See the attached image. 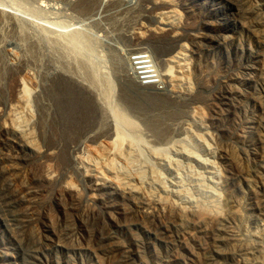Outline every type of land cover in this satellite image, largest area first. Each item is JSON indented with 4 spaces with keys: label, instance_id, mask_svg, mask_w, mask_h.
I'll return each mask as SVG.
<instances>
[{
    "label": "rangeland",
    "instance_id": "1",
    "mask_svg": "<svg viewBox=\"0 0 264 264\" xmlns=\"http://www.w3.org/2000/svg\"><path fill=\"white\" fill-rule=\"evenodd\" d=\"M108 1L0 0V95L13 91L4 67L27 63L16 81L31 77L39 146L56 150V181L49 182L45 160L24 157L16 136L0 131V264H264V0L221 4L228 16L215 28L236 31L244 49L230 57L206 42L210 35L188 0ZM161 12L180 17L174 39L186 48L191 91L155 86L133 93L123 84L126 58L152 49L163 68L179 50L169 33L152 31L167 29ZM78 35L93 42L84 43L81 57L72 48ZM158 42L162 54L154 50ZM248 61L256 70L250 84ZM106 105L136 125L124 129V152H136L130 166L115 159L142 191L134 197L110 180L93 183V173L76 167L81 152L113 141Z\"/></svg>",
    "mask_w": 264,
    "mask_h": 264
},
{
    "label": "bare ground",
    "instance_id": "2",
    "mask_svg": "<svg viewBox=\"0 0 264 264\" xmlns=\"http://www.w3.org/2000/svg\"><path fill=\"white\" fill-rule=\"evenodd\" d=\"M104 1L106 0H103V2ZM164 1L168 3V0H164ZM188 1L192 5L193 4L196 5L197 9L199 10L198 16L200 17V24H201L200 27H203L204 29H206L210 35V36L204 37L206 42H208L211 46H215L219 48L220 51L223 53V55L227 57H230L231 53L238 54L244 50L242 48V44L240 40L237 38L236 31H231L225 27L226 30H224L223 33L221 34L220 32L217 31V28H215L217 24H222L224 19L227 18L228 16L227 11L221 7V4L224 2H229L230 4H232L230 2L231 0H188ZM157 17L159 18L160 22L163 23L162 25L164 26V28H167V29L156 28L152 31L158 30L160 32L166 31V33H169V36L173 39L172 42L174 44L177 43L176 46L177 48H179V50L175 54H173V57L170 61L168 60L165 61L163 68L161 65L160 67L161 69H160L158 65L156 64L157 68L156 66L155 68L157 72V78L160 81L159 85H156V87L162 86V89L166 87V90H168V86H169L170 88H173L177 91L179 90L178 92L182 90L189 92L191 91L192 84L190 83L191 82L190 74L184 65L186 48L183 44H180V40L178 41L174 39V37H176V35L178 34L177 24L180 22L179 21L180 17L173 16V14H170V13L165 14L164 12L157 14ZM164 19H167V20L164 21ZM190 35L195 38L196 30L195 31L190 30ZM87 37H89V35L86 36V38L84 36L81 37L80 35H78L75 37V41L72 44V48L75 50H78L77 56L79 57L83 55L80 51L86 49V48L83 49V46L86 45L84 43H87V45L93 44L91 39L90 38L87 39ZM90 41L92 42L91 44H90ZM226 45H228V47H225ZM154 50L157 51L159 54H162L164 52V46L162 45L161 42L155 43ZM136 51H140V50H136ZM149 52L155 64L156 61H154V56H153L154 51H152L151 49V51ZM67 55L69 56L70 54L67 53ZM170 55H172V51L167 56H170ZM70 58L72 59L73 57H70ZM125 61H126L125 64L122 65V70L127 69L128 74H129L128 75L129 80L128 81L124 80V82L130 83L135 87L136 85H138L137 76H136L137 73L134 72V70L130 69L131 68L129 67L130 63L128 62L129 59L126 58ZM120 64L121 63L118 62V65ZM131 64L133 63L131 62ZM88 66L89 64L87 65L86 63L82 65V67L86 69L85 71L87 73V75H84V76H87L88 78L86 77L85 79L86 80L88 79L90 83L93 84L96 82L94 79L96 75L92 73V71L90 70L91 67L89 68ZM254 67L255 66L252 61L247 62L245 71H244V78L246 80L245 82L248 84L255 81L254 78H255L256 70L254 69ZM4 68H5L4 73L7 74L6 78L9 81V88L13 87V91L9 92L7 88H4L3 95H0V131L3 130L4 128H7L8 129L7 131L11 132L14 136H16L18 144H20V146L23 149L22 154L24 157L30 158L32 156H35L38 160H45L44 167L42 170L43 178H45L49 182H55L56 176L54 174L50 161L56 157V150L55 148H51L47 151H43L40 148L39 143H38V125L39 124H37V129L34 128V124H33L35 115H34V111L32 109L31 102H30V96H31L30 86L32 85V79L27 74H25L24 79L20 80L18 83L16 81V77L18 75L17 72L20 70H29V66L27 63H25L23 66H20V67H15V65H13V67H4ZM126 77L127 75L125 72L123 75V78L126 79ZM230 78L233 82L236 81L234 77L230 76ZM220 81L225 82L223 78L220 79ZM111 85L110 83L106 84V88L104 92L106 98L109 97L112 91ZM141 90L143 91L144 89H141ZM228 93H231V91L227 88L226 94ZM156 96H158V94L153 95V97H156ZM15 99H17L16 103L14 102ZM69 100H70L69 102L71 101L73 102L72 99L69 98ZM71 103H69V107H71L72 105ZM106 106H108V108L110 109V113H109L110 115H109V118L107 117L108 118L107 123L110 121L109 123L110 124V134L112 136L113 141L110 143V146L108 149L99 147V148L87 150L86 152H81L82 155L79 156L80 159L76 167L81 168L86 174L93 173L92 175L93 183H97L98 181L110 180L114 182L115 186L118 189L123 190L130 197H134L138 194H142V191L137 190L136 186L131 184L130 178H131L132 172L130 168L126 166H124L126 168H122V167L119 168L118 167L119 163L115 159L116 158H119L117 160L122 159L129 165V163L132 162V159L136 156V152H134L135 153L134 156H133V152L132 153L130 152L127 155L124 152L125 142L128 141L127 136L124 133V129L128 128V129L134 130L136 128L135 127L136 125H134L135 123L132 122L130 119H128V117L125 116L124 113H122L119 109L112 108V105H106ZM200 117L199 115H197L198 119H200ZM73 124H74V121L69 119L70 127H73ZM51 145L58 147L57 144H51ZM133 145L135 146L134 143ZM133 145L132 147H134ZM184 151H187V149L185 148ZM76 153L77 151L75 152V154ZM74 160L76 161V157L74 158ZM138 172L139 173L137 174V178L140 183H143L145 181V180L143 181L144 171L140 170ZM150 183H151L150 186H153V188L154 186L159 185L158 177L157 175L154 174V172H152ZM64 185H65V188L67 189L75 190V186L71 182H68V181L64 182ZM153 188L150 187V189H153ZM55 200L59 201V199L56 198V196H55ZM49 230H50V233L52 234L54 231V228L49 226Z\"/></svg>",
    "mask_w": 264,
    "mask_h": 264
},
{
    "label": "built area",
    "instance_id": "3",
    "mask_svg": "<svg viewBox=\"0 0 264 264\" xmlns=\"http://www.w3.org/2000/svg\"><path fill=\"white\" fill-rule=\"evenodd\" d=\"M135 0H109V3L131 5ZM131 62L133 64H131ZM130 66L136 72L137 82L142 89H148L159 85L155 64L148 50L137 51L131 57Z\"/></svg>",
    "mask_w": 264,
    "mask_h": 264
},
{
    "label": "water",
    "instance_id": "4",
    "mask_svg": "<svg viewBox=\"0 0 264 264\" xmlns=\"http://www.w3.org/2000/svg\"><path fill=\"white\" fill-rule=\"evenodd\" d=\"M66 81L69 82V83H70V84H71L76 90H78V91H80V92H82V93H86V90H85L84 86H83L81 83H79V82H74V81H72V80H68V79H66ZM123 84H124V87H125V88H128V89L132 90L133 93H137V92H139V91L142 89L139 85H136V86L134 87L132 84H130V83H126V82H124V81H123ZM88 95H89V99H90V101L94 104V106L98 107V109H97L96 111H98L100 117H102L103 114H102L101 108H100V106L98 105L96 99H95L92 95H90V94H88ZM90 96H91V97H90ZM169 105H170V106H173L174 103H173V102H169ZM101 114H102V115H101Z\"/></svg>",
    "mask_w": 264,
    "mask_h": 264
},
{
    "label": "clouds",
    "instance_id": "5",
    "mask_svg": "<svg viewBox=\"0 0 264 264\" xmlns=\"http://www.w3.org/2000/svg\"><path fill=\"white\" fill-rule=\"evenodd\" d=\"M139 85V84H138Z\"/></svg>",
    "mask_w": 264,
    "mask_h": 264
}]
</instances>
